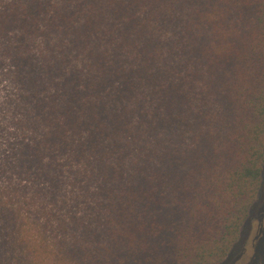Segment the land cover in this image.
Masks as SVG:
<instances>
[{
    "label": "trees",
    "instance_id": "16d2710c",
    "mask_svg": "<svg viewBox=\"0 0 264 264\" xmlns=\"http://www.w3.org/2000/svg\"><path fill=\"white\" fill-rule=\"evenodd\" d=\"M263 168L264 0H0V264H228Z\"/></svg>",
    "mask_w": 264,
    "mask_h": 264
},
{
    "label": "rangeland",
    "instance_id": "374dc122",
    "mask_svg": "<svg viewBox=\"0 0 264 264\" xmlns=\"http://www.w3.org/2000/svg\"><path fill=\"white\" fill-rule=\"evenodd\" d=\"M262 173L257 203L228 264H264V170Z\"/></svg>",
    "mask_w": 264,
    "mask_h": 264
}]
</instances>
